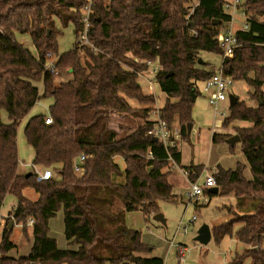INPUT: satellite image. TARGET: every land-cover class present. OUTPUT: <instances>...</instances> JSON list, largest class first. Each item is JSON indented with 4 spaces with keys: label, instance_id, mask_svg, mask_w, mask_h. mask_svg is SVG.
Wrapping results in <instances>:
<instances>
[{
    "label": "trees",
    "instance_id": "1",
    "mask_svg": "<svg viewBox=\"0 0 264 264\" xmlns=\"http://www.w3.org/2000/svg\"><path fill=\"white\" fill-rule=\"evenodd\" d=\"M190 1L93 0L88 40L96 51L83 48L88 58L83 65L77 44L59 54L62 32L56 27L57 21L62 28L72 24L79 38L86 0H0V207L7 196L16 199L14 225L22 224L25 234L28 219H34L28 259L39 264H122L132 259L134 264H164L161 258L147 256L154 248L142 242L140 230L126 226L124 217L133 212L151 217L159 213L161 201H178L169 173L162 170L170 160L179 165L181 154L176 145L153 141L150 132L156 123L146 121L153 109L137 113L129 100L156 103L143 93L138 77L157 61L162 69L156 82L167 96L159 118L169 130L177 120L180 136L188 140L192 109L200 96L197 83L214 75L197 65L198 55L223 56L217 37L232 21L224 0H198L192 13L186 7ZM246 6L251 14L247 28L236 32L238 46L221 67L225 77L254 89L251 98L257 107L237 102L229 106L223 124H251L236 130L251 179L244 175L246 165L228 171L216 166L212 175L218 193L207 195L233 194L236 199L233 217L211 230L218 244L229 237L246 246L229 264H264V0H248ZM18 35L30 38L35 54L19 43ZM49 53L57 59L59 74L70 73L71 80L56 84V76L44 70ZM171 98L178 101L171 103ZM45 99L53 100L48 114L52 124H45L46 115L33 116L24 135L35 153L33 166L50 169L57 178L37 182L35 173H19L17 132ZM1 111L9 123L3 122ZM122 113L140 117L144 124L120 139L111 115ZM230 137L213 135V143ZM81 155L86 157L81 164L85 173L77 177L73 165ZM202 169L186 171L195 180L193 173L198 176ZM26 189L34 190L38 199L26 198ZM118 204L123 209L114 212ZM60 211L65 239L76 250L59 249L49 236V221ZM11 235L6 225L0 264L12 261Z\"/></svg>",
    "mask_w": 264,
    "mask_h": 264
},
{
    "label": "rangeland",
    "instance_id": "2",
    "mask_svg": "<svg viewBox=\"0 0 264 264\" xmlns=\"http://www.w3.org/2000/svg\"><path fill=\"white\" fill-rule=\"evenodd\" d=\"M198 0H191L187 5L189 13L193 12ZM246 1L238 7L237 10H229L227 13L231 15L232 21L226 25L223 29L230 28L234 33L239 30H246L247 19L251 15L246 13L247 6ZM81 13V12H80ZM57 31H61L62 35L58 37L59 54H63L71 50L75 44L78 45L79 38H76L74 34V26L69 24L67 28H62L60 22L57 21ZM17 40L24 47L30 49L35 54L33 43L28 36H17ZM80 49V48H79ZM81 50V62L85 65L88 60L83 49ZM132 57V56H130ZM223 62V56L217 53L201 52L198 55L197 65L200 68H208L211 72L221 68ZM154 63L149 64L147 71L141 72L138 77V82L142 87V91L145 95H152L156 103L153 106L141 105L135 100H129V104L133 110L140 113L142 109H153L150 117H158L160 110L164 107L166 101V95L161 92L159 85L156 83V74L160 71V65L155 66ZM208 64V65H206ZM162 69V68H161ZM252 77L254 74L252 73ZM72 79L71 74H59L56 76L55 83L60 84L68 82ZM37 85V84H36ZM41 89V84L38 85ZM200 96L195 102L192 109V128L195 126L196 130L192 131L188 140H183L179 134L180 149L185 164L190 165L191 162H205V159L209 156V147L211 143L212 134L219 133L223 128L226 135H237V128L249 127L251 124L246 122H233L228 127H223L224 122L230 115L229 106L225 104L223 107H219L226 117H221L215 109L211 108L208 103L207 92L205 90L203 82L198 87ZM42 90V89H41ZM254 89L245 81H234V85L230 90V95L237 97L238 102H243L247 106L257 107V101L252 100L251 95ZM171 103H176L178 99L171 98ZM53 103L52 99H45L39 101L30 111L28 116L22 121L17 132V147L18 158L20 162L19 173L25 174L33 172V159L35 156L34 150L28 145L24 128L30 118L36 115L49 116V107ZM112 116V128L116 131L118 138H124L134 133L141 125L144 124V120L140 117L134 116L130 113L113 114ZM1 118L4 123H9L7 114L5 111H1ZM157 121V119H156ZM175 123L172 124V129L176 130ZM233 127V125H235ZM155 128V127H154ZM175 132V131H174ZM219 135V134H215ZM178 148V147H177ZM120 167H124L122 161L116 159ZM171 163V162H170ZM36 169V168H35ZM39 172L44 169L37 168ZM163 172H167L170 175H178L179 172L176 169L164 167ZM207 172L211 174L209 169L204 168L200 174V180L203 179V174ZM77 177L81 176L75 173ZM53 178H57V175L53 173ZM175 188V193L179 195L177 202H165L159 203V213L163 215L166 220V225L155 222L153 216L146 217L141 212H133L126 214L124 219L126 225L131 226L134 230L141 231L142 242L153 247L152 253L149 257H160L164 259L165 264H177L178 261V248L185 247L187 250L184 255L183 264H229L236 254H241L246 246L238 242L234 238H225L219 244L212 239L208 245H201L194 239L197 235L199 228L207 224L210 230L216 225L226 222L233 214L237 212L236 199L234 195L230 196H215L209 198V203L203 204L200 208H196L193 202L189 201L186 192V184L181 179ZM24 196L31 201L38 199V194L32 189H26L23 192ZM208 199V198H207ZM16 199L13 196H7L0 207V240L4 227L8 228L13 221L14 213L16 210ZM121 204L116 205L114 212L122 210ZM193 217H196L195 221H192ZM31 218V217H30ZM23 225H14L12 227V235L10 241L13 243L14 248L9 253V257L12 258H28L32 246V227L28 226V234L23 232ZM49 236L56 240L58 248L61 250L67 249L71 245H66V239L64 236V223L63 212L57 213L56 217L49 221ZM186 229V232H185ZM10 231V230H9ZM74 247V246H71ZM70 250V248H68ZM67 249V250H68ZM76 250L77 247L71 248Z\"/></svg>",
    "mask_w": 264,
    "mask_h": 264
},
{
    "label": "built area",
    "instance_id": "3",
    "mask_svg": "<svg viewBox=\"0 0 264 264\" xmlns=\"http://www.w3.org/2000/svg\"><path fill=\"white\" fill-rule=\"evenodd\" d=\"M245 0H226L224 1L223 8L225 12H228L229 10H237L239 6H241L244 3ZM85 7L81 10L82 15V24H83V31L79 36V42L77 47L80 49H83L84 47L90 48L93 51H96L94 46L89 42L88 40V33L89 29L91 27L90 23V16L92 13L93 8V0H86ZM247 28V26H245ZM217 41L219 44L220 49L223 52V58H230L233 56L235 49L238 46V41L236 38V32L234 33L230 28L223 29L220 34L217 37ZM56 57L52 54H47L45 62L43 63V68L45 71L57 76L59 74L57 68H56ZM157 62V61H156ZM155 66H158L159 63H155ZM161 71V66H160ZM205 90L207 92L208 97V103L209 106L213 109H215L218 114L225 118L226 114L220 110L219 107H223L225 104L229 105V95L230 90L234 85V81L230 79L229 77H225L222 74V67L216 71H214V75L208 79L207 81L203 82ZM157 121L155 124V128L150 134L158 139L159 142H162L165 146L167 145H174L172 143V137L173 134L171 130H169L166 126V124L160 120L159 115H157ZM45 124L50 125L52 124V118L50 116H47L45 119ZM86 157L84 155H81L78 157L77 161L73 165V169L75 173H78L82 175L85 173L84 168L81 166V164L85 161ZM33 173H35L36 181L37 182H43L47 181L53 178V172L50 169H44L42 172H39L37 169H34L33 167ZM187 172V176H189V172ZM193 177L195 180L191 181L190 184V193H189V201L193 202L196 208H200L201 206H204L203 204L209 203L210 196L207 195V192H209L210 189H213L216 187V181L214 176L207 172L203 174V182L200 183V175L197 176L196 173H193ZM208 198V199H207ZM196 217H193L192 221H195ZM27 227L30 226L33 228L34 226V219L29 218L28 223L26 225ZM186 232V229H185ZM186 248L179 247L178 248V261L177 264H183L184 262V255L186 252ZM9 256V255H8ZM12 261L10 264H39L36 261H33L28 258H12L9 257Z\"/></svg>",
    "mask_w": 264,
    "mask_h": 264
},
{
    "label": "crops",
    "instance_id": "4",
    "mask_svg": "<svg viewBox=\"0 0 264 264\" xmlns=\"http://www.w3.org/2000/svg\"><path fill=\"white\" fill-rule=\"evenodd\" d=\"M224 1H226V0H224ZM206 65H208V64H206ZM200 83L201 82L197 83L198 87H199ZM157 85H158V83H157ZM166 99H167V97H166ZM156 119H157V117L153 116V117H149L146 121L147 122L156 123ZM176 125L178 127V123H176ZM235 126H236V124L233 125V127H235ZM194 130H196L195 126H193V128L191 130V133ZM171 132L173 134L172 143H174V145H176L178 147V151L181 154V162H180L179 165H177L175 162L170 160L171 163L169 162V164L167 166V169L168 168L176 169L179 172L178 175H174L173 174V175L169 176V182L173 186V194L176 195L178 197V199H179V195L175 193V188L177 187V184L179 183V181H178L179 179L180 180L182 179L185 182L187 197H189L190 184H191V181H193V179H191V178H189V176H187V172H186V168L187 167H204V168L209 169V171L213 172L216 166H221L224 170L228 171V170H235L237 165L240 163V164H243V165L247 166V169L245 170L244 175H245V177L247 179H249V180L251 179L250 168L248 166V163H247V160H246L244 154L241 151V144L240 143H237L235 146H230V145L226 144V142H224L222 144H214L213 143V135H215V134H221V135L228 134V133H224L225 131L223 130V128L220 129L219 133H215L214 132L212 134L210 147L208 149L209 156L205 159V162H196V163L191 162L190 165L185 164L184 161H183V156H182V152H181V149H180V143L178 141L179 140V134H180L179 130L177 128H176V130L171 129ZM191 133L189 134V137H190ZM189 137H188V139H189ZM231 147H234L233 152L231 151ZM35 168L37 169V168H41V167H34V169ZM200 179H199V182L202 183L203 179L202 180H200ZM211 198H213V197H211ZM215 198H217V197L215 196ZM127 214H129V213H127ZM125 217H126V214H125ZM125 223H126V220H125ZM126 226L129 229H133V228H130L131 226H128V225H126ZM31 239H32V235H31ZM67 244H69L68 241H66V245ZM74 247L70 246V247H67V249L68 248L71 249V248H74ZM71 250H73V249H71ZM149 255H147V256L149 257ZM163 261H164V259H163ZM164 264H165V262H164Z\"/></svg>",
    "mask_w": 264,
    "mask_h": 264
},
{
    "label": "water",
    "instance_id": "5",
    "mask_svg": "<svg viewBox=\"0 0 264 264\" xmlns=\"http://www.w3.org/2000/svg\"><path fill=\"white\" fill-rule=\"evenodd\" d=\"M237 102H238L237 97H235L234 95H229V105L230 106L235 105ZM191 130H192V125L189 124L188 125V134L191 133ZM153 141L158 142V139L154 137ZM225 142H226V144H228L230 146H235L237 143H240V137L238 135H234V136L226 139ZM209 191H210V193L217 194L218 188L215 187L213 189H210ZM153 220L155 222L161 223L162 225H166V220L161 213H157L156 215H154ZM13 224H14V221H12L10 223V226H9L10 231L12 230ZM211 239H212V233H211L210 227H209V225L204 224L199 228L197 235H196L194 240L196 242H198L199 244L206 246L209 244ZM122 264H134V260L132 259V260L126 261Z\"/></svg>",
    "mask_w": 264,
    "mask_h": 264
}]
</instances>
